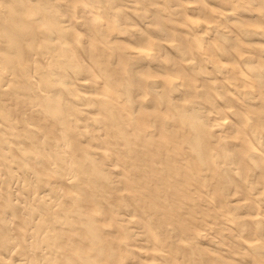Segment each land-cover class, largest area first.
Segmentation results:
<instances>
[{"label": "bare ground", "instance_id": "1", "mask_svg": "<svg viewBox=\"0 0 264 264\" xmlns=\"http://www.w3.org/2000/svg\"><path fill=\"white\" fill-rule=\"evenodd\" d=\"M0 264H264V0H0Z\"/></svg>", "mask_w": 264, "mask_h": 264}, {"label": "rangeland", "instance_id": "2", "mask_svg": "<svg viewBox=\"0 0 264 264\" xmlns=\"http://www.w3.org/2000/svg\"><path fill=\"white\" fill-rule=\"evenodd\" d=\"M192 18H195V16L194 17H192ZM223 22V21H222ZM232 103H234L235 104V101L233 100V101H231L230 103H229V105H231Z\"/></svg>", "mask_w": 264, "mask_h": 264}]
</instances>
